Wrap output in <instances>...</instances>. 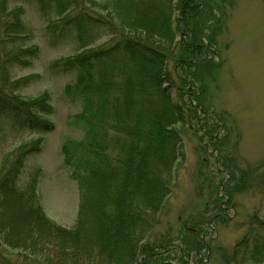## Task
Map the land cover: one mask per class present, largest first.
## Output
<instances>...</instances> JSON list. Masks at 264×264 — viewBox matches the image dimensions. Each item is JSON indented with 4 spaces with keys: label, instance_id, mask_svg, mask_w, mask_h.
I'll return each instance as SVG.
<instances>
[{
    "label": "trees",
    "instance_id": "16d2710c",
    "mask_svg": "<svg viewBox=\"0 0 264 264\" xmlns=\"http://www.w3.org/2000/svg\"><path fill=\"white\" fill-rule=\"evenodd\" d=\"M24 1L36 3L44 17L64 20L75 32L79 52L53 66L75 75L74 89L82 101L76 117L83 137L68 140L61 153L81 197L75 225L57 224L41 203L39 173L21 186L28 159L42 152L40 140L4 156L0 255L9 248L42 264H173L163 256L172 240L154 239V233L172 195L177 166L186 158L178 126L184 129L207 114L201 101L209 88L196 89L197 72L208 66V78L217 79L220 63L202 58L212 53L215 42V37L202 36L211 29L215 8L208 5L204 15L202 0ZM10 5L11 0H0V136L8 121L48 134L55 130L47 118L54 113L51 95L22 96L34 76H14L16 69L33 65L41 48L27 45L32 33L25 9ZM180 33L185 36L181 42ZM103 38L107 42L96 45ZM217 127L215 120L206 121L202 130L213 141ZM260 178L264 187V172ZM187 221L191 227L185 234L192 240L183 241V253L199 255L206 248L198 239L202 223L195 217ZM225 263L264 264V220L257 213L249 216L246 233Z\"/></svg>",
    "mask_w": 264,
    "mask_h": 264
},
{
    "label": "rangeland",
    "instance_id": "374dc122",
    "mask_svg": "<svg viewBox=\"0 0 264 264\" xmlns=\"http://www.w3.org/2000/svg\"><path fill=\"white\" fill-rule=\"evenodd\" d=\"M202 1L204 15L210 11L208 5L215 8L211 9L215 15L211 29L202 31L203 37H215V42L212 53L202 58L213 65L220 63V67L218 73L213 71L217 73L216 81L208 78L205 66L193 83L198 91L203 84L208 85L201 101L207 114L202 113L200 121L195 120L184 129L178 126L183 133L186 158L177 166L172 195L165 202L160 226L154 233V239L160 236L164 242L172 240L163 256L173 264H226L234 244L247 231L249 216L257 213L264 220V187L260 178L264 172V0ZM10 6L25 9L24 21L32 33L27 45L41 48L31 67L14 72L16 78L34 76L33 83L20 93L26 98L51 95L54 113L47 118L55 130L41 134L25 131L11 121L4 122L0 163L4 156H13L11 153L22 144L40 140L42 152L28 159L21 186L39 173L38 193L47 216L72 228L81 191L61 153L68 140L83 137L82 124L76 117L82 113V101L74 89L75 75L60 72L53 63L79 52L75 32L64 20L44 17L34 2L11 0ZM184 39L180 33L179 42ZM202 42L208 44L207 40ZM213 120L218 127L213 134L215 140L211 141L202 129L203 122ZM215 199L223 212L216 208ZM218 214H223L222 218H215ZM191 217L202 223L198 239L206 248H201L199 255L183 253V241L192 240L185 234V229L191 227L187 221ZM0 264L42 262L25 252L3 248Z\"/></svg>",
    "mask_w": 264,
    "mask_h": 264
}]
</instances>
